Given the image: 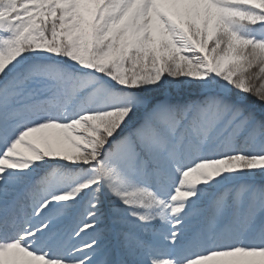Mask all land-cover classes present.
Returning <instances> with one entry per match:
<instances>
[{
	"label": "snow or ice",
	"instance_id": "obj_1",
	"mask_svg": "<svg viewBox=\"0 0 264 264\" xmlns=\"http://www.w3.org/2000/svg\"><path fill=\"white\" fill-rule=\"evenodd\" d=\"M0 264H264V0H0Z\"/></svg>",
	"mask_w": 264,
	"mask_h": 264
}]
</instances>
